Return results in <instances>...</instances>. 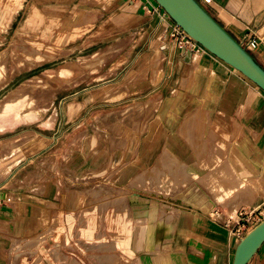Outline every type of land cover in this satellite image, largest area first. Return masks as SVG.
<instances>
[{"label": "crops", "instance_id": "obj_1", "mask_svg": "<svg viewBox=\"0 0 264 264\" xmlns=\"http://www.w3.org/2000/svg\"><path fill=\"white\" fill-rule=\"evenodd\" d=\"M40 1L35 0L34 6L24 13L28 0H0V29L6 27L9 30L17 29V37L27 41L43 35L45 26L48 30H55L58 24L57 15L46 14L39 7ZM79 1L77 3L83 8L78 7L74 12L85 20L92 18L96 21L91 22L85 33L74 32V37L77 35L80 37L75 40L73 53L85 52L93 55L62 65L55 79L59 84L61 82L70 86L74 84L75 81L72 80L74 72H82L86 68L90 71L97 70L105 63L106 53L115 49L109 50L106 48L107 45L102 44L109 37L123 36L127 29L135 31L132 35L134 40L139 37L140 42L133 46V51L140 49L142 42L161 31L157 45L159 49L163 46L161 50L165 57V53L170 52L171 47L168 44L160 45V39L162 35L165 39L168 37L167 32L171 25L150 0ZM199 1L237 40L244 36L255 37L258 40V47L251 53L264 67V0H211L209 4L204 0ZM79 29L80 27L77 28ZM69 37L70 34L65 35L64 42H67ZM89 37L93 44L77 45L78 41ZM122 45L119 44L118 47ZM188 53L185 52L186 62H178L176 81L173 80L175 68L171 66L175 65V62L166 61L163 66L166 73L158 86L150 91L166 101L164 105L166 108L163 109L164 120L154 115L145 124L147 129L148 122L152 121L149 127L151 136L141 143L134 138L122 142V146L131 143L128 151H121L115 157L110 154L106 161L101 157L98 162H94L91 155V150L97 149L99 135L88 139L84 147L85 175L89 171L86 177L93 176L94 173L98 176L97 172H100L101 176L97 178H100V182L104 178V183L93 186H86L88 183H85L82 190L86 192L85 190L92 188L95 190L93 194L99 195L97 190L103 187L102 190L106 189L107 193L99 196L114 195L118 198L117 192L123 193L124 197L131 196L128 208L122 206L116 208L115 200L104 203L98 208L100 215L90 217L88 222L85 220L86 225L77 230L76 233L82 237L86 249L113 248L123 251L107 259L96 256L94 264H233L236 248L241 239L233 235L230 228L235 225L238 212L241 209L264 206V91L216 56L204 51L190 52V56ZM14 54L17 61L12 73L7 60L0 56V69H4L5 83L4 86H0V90L7 87L14 77L57 57L53 53L48 55L38 53L30 57L16 49ZM196 54L198 58L193 59ZM190 64L196 69L194 82L187 88H182L179 80L184 67ZM33 80L34 85L44 84V79L40 75L33 77ZM25 85H28V82L12 89L0 104ZM131 90L129 86H125L108 94L107 99L122 98L130 94ZM146 90L143 87V91ZM176 90L179 95L176 104L172 105V97ZM157 105L159 106L156 110H160L162 105L160 103ZM14 109L0 116V119L13 115L17 119L32 120L40 113V109H36L29 115H22L21 105ZM56 117L57 119L59 117L58 111L57 116L51 117L49 125L57 121ZM157 119H161L158 131L166 128L168 133L157 142H151L154 136L153 125ZM133 121L134 128H137V121ZM122 124L124 121L117 125L115 121H110L107 126L114 134V129L117 133L122 132ZM1 131L3 127L0 126ZM112 134L111 141L117 143L118 138ZM7 155H11V151H7ZM0 158L5 156L2 155ZM172 158L179 162V175L173 173L175 169ZM53 159L43 160L40 165L28 170L14 181L12 184L14 188H11L13 194L2 192L4 197L0 201V229L4 228L9 237H6L7 233L0 235V264H11L17 260L16 264H20L19 259L20 262L28 259L27 254L19 258L18 254L13 253L10 257L2 253V250L10 247L14 240L20 239L29 225L36 222L39 225L40 216L42 224L46 225L47 213L51 211L53 215L56 211L55 208H50L51 204L68 214L65 217L68 219L71 232L77 227L76 219H84V216L86 218V212L77 213L83 201H86L79 191L70 192L63 202L65 206L61 207L62 203L56 202L55 183L45 187L43 179L41 182L38 181L44 173L43 168L53 165ZM126 159L130 163L125 165L123 162ZM75 165V163L69 165L67 171L75 173ZM193 165L197 169L195 177L187 171ZM9 170V167L5 168L2 174ZM112 172L116 173H113L111 179L103 177V175L108 177ZM157 173H160V176ZM168 175L177 181L180 180L179 183H175L179 189L174 194L167 193L161 187L162 179ZM213 180L216 184L212 183ZM235 181L236 183L240 181L242 187L235 190L233 187ZM220 184L222 188L229 184L233 189L230 190L231 188L226 186L223 188L224 191L228 188L231 191L226 193L220 188ZM215 185L220 187L216 188ZM30 187L36 192H30L28 190ZM212 188H216L215 191ZM128 189L131 192L126 191ZM24 191L26 192L23 193ZM222 195L224 196L221 198ZM11 196L24 198L20 201L18 197L13 201L7 199ZM238 196H243L240 201L236 199ZM30 213L37 214L36 220L24 217ZM107 227L114 233L113 246L105 242ZM35 229L38 230V234L45 237L42 228L39 229L36 225ZM43 237L40 250L36 249L33 253L35 258L30 257L37 262L42 261V264H45V261L46 264H52L49 261L52 260L50 252L44 250L48 238L43 240ZM39 243L38 239L37 244ZM82 257L83 260L88 259L86 256ZM66 258L76 260L74 254ZM59 259L64 258L57 256L56 260ZM249 264H264V244Z\"/></svg>", "mask_w": 264, "mask_h": 264}, {"label": "rangeland", "instance_id": "obj_2", "mask_svg": "<svg viewBox=\"0 0 264 264\" xmlns=\"http://www.w3.org/2000/svg\"><path fill=\"white\" fill-rule=\"evenodd\" d=\"M34 1L35 0H28L24 13H27L28 9L34 6ZM78 1L79 0H41L39 2V7L48 15L56 14L58 24H56L57 27L55 30L49 29L50 31L45 26L42 33L43 35L33 38L30 41L18 38L17 29L9 30L8 27L0 29V56L7 60L10 73L14 70L17 61L14 49L19 53L24 52L30 57H34L38 53L44 55L53 53L57 56L37 68L28 69L22 74L14 77L7 87L0 90L1 101L12 89L28 82V85H25L22 89L13 92L12 97L9 96L6 100L1 102L0 112L1 106L15 104L25 96V93H30L35 96V101L30 104L27 115L36 109H40V113L32 120H26L25 118L17 119L13 115L0 119V126L3 127V131L0 132V157L2 155L5 156V158H0V199L4 197L2 192L5 194H13L11 190V188H14L12 185L13 182L25 172L40 165V163L47 158H55L53 159V165L51 167L43 168L44 173L40 176L38 181L41 182L43 179L45 187L49 184L51 185L53 182L55 183L57 188L56 202L60 201L62 203V205L60 204L61 207L65 206L63 202L67 199L70 192L79 191L83 199L86 200L85 202L83 201L82 206L77 211V213L86 212V218L84 216V219H76L77 227L73 229L72 232L69 227L70 224L68 219L65 217L68 216V214H65L62 209L58 210V206L51 204L50 208H55L56 211H54L53 215L51 211L47 213V226L42 224L40 216L38 219L39 225L37 222L32 223L33 225H29L25 234L20 238L22 241L20 239L14 240L10 247L2 250V253L8 254L10 257H12L13 253L18 254L19 258L26 254L29 255L26 261L23 260L20 262L21 259H19L20 264H42V261L37 262L34 259L35 255L33 254L36 249L40 250L43 237L41 234H38V230L35 229L36 225L39 226V229L42 228L44 230L45 237H43V240L48 238V245L44 244V250L50 252L49 254L52 260L49 259V261L52 264H94V257L96 256H103L107 259L115 254L119 255V253H123L121 249L113 248L86 249L85 244L82 243V237H79L76 233L80 227L86 225L90 217H97L100 215L98 208H101L104 203L115 200L114 205L116 208H121V206L123 208H128L129 200L131 199V196L124 197L121 192L116 193V195L119 196L118 198H115L114 195L109 197L99 196L100 194L107 193L105 190V192L103 191L104 193L101 192L103 187H101V190H97V194L101 192L99 195L93 194L95 190L92 188L85 190L86 192L82 190L85 187V183H88L86 186L104 183V178H102V182H100V178H97L101 176L100 172H97V174H99L98 176H95L94 173L93 176L89 175L86 177L89 171L85 175L86 171L84 169L83 159L85 156L84 147L88 143V139L99 135L97 149H92L91 155L95 160L94 162H98L101 157H104V161H106L110 154V156L115 157V155H118L121 151H128L131 143L122 146V142L134 138V140H138L141 143L148 136H151L149 127L152 121L148 122L147 129H145V124L147 120L154 115L164 120L165 113L163 109L166 108L164 107L166 101L165 99L163 100V98L160 99L159 96L150 91L158 86L162 76L166 73V69L163 68L166 61L172 60L175 62V65L171 66L175 68L173 80L176 81V68L178 62H186L187 59L185 58V48L181 49L179 41H177L176 38L171 39L169 37L172 31L171 27L177 24L155 0H150L154 7L162 13L163 18L171 25L167 32V40L164 35H162L160 39V45L164 44V46H166L165 44H168L171 47L170 52L165 53L166 57L155 59L156 51L159 50L157 40L161 31L142 42L140 49L133 51V46H137L140 42L139 37L134 40L132 35L135 31L127 29L123 36L118 35L109 37L106 42L102 44V46L107 45L106 48L109 50L110 48L115 49L106 53L107 57L105 63L99 66L97 70L90 71L89 68H86L82 72H74L72 79L75 81L74 84L71 86L62 82V84H59L55 79L62 65L66 64L68 61H77L78 59L93 55L85 52L73 53V49L76 45L75 40L80 37V35L74 37V32L83 31V33H85L89 29L87 27L91 25V22L96 21L92 18L85 20L74 12L78 7L83 8V6L77 3ZM58 9L59 11H57ZM79 27L80 29L77 30ZM67 34H70V37L67 42H64V36ZM90 39L89 37L83 39L81 42L78 41L77 45L83 44L87 46L93 44L94 42L90 41ZM119 44L123 45L118 47ZM187 52L190 53V51ZM205 52L208 51L205 50ZM153 54H155V56ZM197 58L198 54L194 55L193 59ZM38 75L44 79V84L34 85L35 81L33 77ZM3 82L4 69H0V86H4L5 83ZM193 82L194 79L185 84L184 87L182 86V88H187V86ZM125 86H129L133 91L131 90L130 94L119 99H107L108 94ZM143 87L147 90L143 91ZM156 102H159L162 106L160 110H156L155 113H152L150 111H153L151 109L153 108V103ZM144 104L153 105L149 106L150 110H148V105ZM140 107L144 109V111H142ZM57 111L59 113L58 119L56 117L57 121L49 125L51 117L53 115L57 116ZM161 119H157L153 125L152 136L153 134L154 136L151 142H157L162 136L168 133L166 128L165 130L158 131L161 125ZM191 119L193 118L191 117ZM133 120L137 121V128H134ZM110 121H115L116 125L124 121V124L121 125L122 132L117 133V130L114 129L115 132L112 134V130L107 126ZM174 130H176V128ZM111 134L118 138L117 143L111 141ZM7 151H11V155H7ZM127 161L128 159L123 163L125 165L130 163ZM175 161L177 162L178 160L175 159ZM72 163L76 164L75 173L69 172L66 169L69 165H72ZM7 167L10 168L9 172H4L6 174H2L3 170ZM173 167L175 169L173 173L179 175V162L173 163ZM187 171L192 177L197 175L195 165L188 168ZM194 171H196V173ZM113 173L116 172H112L108 177H106L107 175H103V177L111 179L113 177L112 175H114ZM157 174L160 176V173ZM177 178H179V176ZM176 182L179 183L180 180L177 181L174 177L168 175L162 179L161 187L166 191L165 187L168 185L170 188H168V186L166 188L168 190L170 189V192H166L174 194L179 189L176 188ZM184 186L185 185H183V187ZM28 190L30 192H36L32 187L28 188ZM126 191L131 192L129 189ZM25 192L26 191L23 193ZM16 197H18L19 201L24 198V196ZM36 215V213H30L25 214L24 217H30L36 220ZM171 225L174 226L173 224ZM61 227L63 228L62 231L60 230ZM105 231V239L107 240L105 242L113 246L114 233H111L108 227ZM3 233L7 232L4 228H1L0 235ZM5 235L7 238L9 237L8 233ZM38 239L40 242L39 244H37ZM72 254L75 255L76 260H67L66 257ZM122 255L123 257L125 256L124 254ZM57 256L63 257L64 259L56 260ZM82 256H86L88 259L83 260ZM17 261L10 263L16 264L18 263ZM46 263L45 261V264Z\"/></svg>", "mask_w": 264, "mask_h": 264}, {"label": "water", "instance_id": "obj_3", "mask_svg": "<svg viewBox=\"0 0 264 264\" xmlns=\"http://www.w3.org/2000/svg\"><path fill=\"white\" fill-rule=\"evenodd\" d=\"M190 38L264 91V67L199 0H155ZM189 56L191 53H188ZM264 244V221L241 239L233 264H249Z\"/></svg>", "mask_w": 264, "mask_h": 264}, {"label": "built area", "instance_id": "obj_4", "mask_svg": "<svg viewBox=\"0 0 264 264\" xmlns=\"http://www.w3.org/2000/svg\"><path fill=\"white\" fill-rule=\"evenodd\" d=\"M205 3H211V0H204ZM171 33L169 37L171 39L176 38L179 41L181 49L185 48V51H190L192 53L205 52L203 47L188 36V34L178 25L171 27ZM238 42L247 51L252 52L255 50L259 42L255 37L244 36L238 39ZM1 201V199H0ZM264 221V206H258L254 209H241L237 214V220L235 225L230 228V232L242 239L247 235L252 229Z\"/></svg>", "mask_w": 264, "mask_h": 264}, {"label": "bare ground", "instance_id": "obj_5", "mask_svg": "<svg viewBox=\"0 0 264 264\" xmlns=\"http://www.w3.org/2000/svg\"><path fill=\"white\" fill-rule=\"evenodd\" d=\"M156 2V1H155ZM159 48V47H158ZM159 51V52H158ZM158 51H156V52H158V53H156V57H155V59H157V58H164L165 57V55H164V52L162 51V50H158ZM154 56H155V54H153ZM153 56V57H154ZM153 57H151V58H153ZM158 61V60H157ZM79 64V63H78ZM85 64V63H84ZM159 65V64H158ZM81 66H82V64H81ZM84 67V66H83ZM77 69V68H76ZM195 72H196V69L190 64V65H187V66H185L184 67V69H183V73H182V77H180V83H181V87L183 86L184 87V85L185 84H187V83H189V82H191V81H193V79H194V75H195ZM242 74V73H241ZM69 82H70V80H69ZM252 83V82H251ZM72 84V83H71ZM70 85V84H69ZM33 87V86H32ZM35 87V86H34ZM34 89V88H33ZM35 91V90H34ZM177 91V90H176ZM179 95V92L177 91L174 95H173V97H172V101H171V104L172 105H175L176 104V101H177V96ZM13 95H11L10 97H12ZM181 100V99H180ZM33 101H35V96H33V95H31L30 93H25V96L22 98V99H20V100H18L15 104L13 103V104H10L9 106H6V105H3V106H1V112H0V115H5V114H7L10 110H12V109H14V108H16L17 106H19V105H21V114L22 115H27V111H29V107H30V104L33 102ZM158 104H159V102H158ZM148 105V104H147ZM153 104H151V105H148V110H150L149 108V106H152ZM158 106L159 105H157V104H154L153 105V108L151 109V110H155L156 111V109L158 108ZM142 107V106H141ZM140 107V109H142ZM144 108V107H143ZM15 110V109H14ZM17 110V109H16ZM146 110V109H145ZM142 111H144V109H142ZM153 111H150V112H152V113H154ZM148 114V113H147ZM169 114V113H168ZM128 115V114H127ZM134 116V115H133ZM128 117H129V115H128ZM203 118V117H202ZM196 119V118H195ZM198 122V121H197ZM200 122V121H199ZM202 123V122H201ZM173 156V155H172ZM172 159H174V158H172ZM177 160V159H176ZM178 162V161H177ZM176 161H175V159L173 160V163H177ZM193 168V167H192ZM239 168V167H238ZM193 170V169H192ZM195 173H196V171H194ZM213 179V178H212ZM214 182H212V183H214V184H216V182H215V180H213ZM237 181V180H236ZM236 181H235V183H236ZM227 184V183H226ZM231 184H232V182H231ZM171 185V184H170ZM212 185V184H211ZM222 185H224V184H222ZM233 185V184H232ZM235 185V186H234ZM233 185V187H234V189L236 190V188H239V187H242V183L240 182V181H238L236 184H234ZM168 186V185H167ZM166 186V187H167ZM210 186V185H209ZM220 186H221V184H220ZM219 186V187H220ZM227 187L229 186L230 187V185L228 184V185H226ZM226 186L225 187H223V188H226ZM165 187V189H166V191H169L167 188ZM213 187H214V185H213ZM215 187L217 188L218 186H216L215 185ZM218 187V188H219ZM168 188H170L169 186H168ZM216 188H212L214 191H215V189ZM221 189H223L222 188V186L220 187ZM231 188V187H230ZM229 189V188H228ZM226 190V191H224V189H223V191L224 192H226V193H228V191H230V190H232L233 188H231L230 190ZM244 189H246V188H244ZM99 190H101V188H99ZM106 190V189H105ZM222 190H221V192H223ZM105 192V191H104ZM103 192V190H102V193H104ZM117 192V191H116ZM170 192V191H169ZM168 192V193H169ZM231 192V191H230ZM239 192V191H238ZM101 193V192H100ZM99 193V194H100ZM218 193H219V190H218ZM225 193V194H226ZM217 194V193H216ZM220 194V193H219ZM222 194V193H221ZM224 194V195H225ZM224 195H222L221 196V198L224 196ZM227 195V194H226ZM242 195V194H241ZM239 197V196H238ZM241 197H243V196H241ZM241 197H239V198H236V199H240ZM15 198L16 197H13V196H11V197H7V199H9V200H15ZM220 198V199H221ZM219 199V198H218ZM217 199V200H218ZM219 199V200H220ZM242 199V198H241ZM238 200H236L237 202H238ZM243 200H244V198H243ZM242 200V201H243ZM240 201V200H239ZM234 202V201H233Z\"/></svg>", "mask_w": 264, "mask_h": 264}, {"label": "trees", "instance_id": "obj_6", "mask_svg": "<svg viewBox=\"0 0 264 264\" xmlns=\"http://www.w3.org/2000/svg\"><path fill=\"white\" fill-rule=\"evenodd\" d=\"M249 52V51H248ZM251 55H252V53L251 52H249ZM253 56V55H252Z\"/></svg>", "mask_w": 264, "mask_h": 264}]
</instances>
